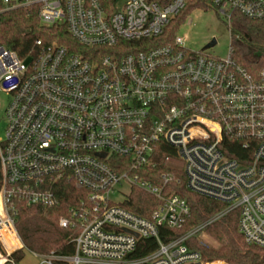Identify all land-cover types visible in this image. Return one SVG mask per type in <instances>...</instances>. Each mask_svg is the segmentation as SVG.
I'll list each match as a JSON object with an SVG mask.
<instances>
[{
    "label": "built area",
    "instance_id": "1",
    "mask_svg": "<svg viewBox=\"0 0 264 264\" xmlns=\"http://www.w3.org/2000/svg\"><path fill=\"white\" fill-rule=\"evenodd\" d=\"M187 2L0 0V11L37 4L42 24H65L81 48L37 40L43 49L27 63L0 46V89L10 96L0 138V264H17L12 253L24 248L18 205H59L51 183L62 177L87 191L58 220L73 230L75 252H32L41 263L227 264L189 242L236 210L245 241L264 248V68L247 69L232 47L225 58L194 51L179 31L155 43ZM210 2L229 22L264 19V0ZM178 172L223 208L185 229L191 209L172 187ZM135 189L157 200L150 216L125 206Z\"/></svg>",
    "mask_w": 264,
    "mask_h": 264
},
{
    "label": "trees",
    "instance_id": "2",
    "mask_svg": "<svg viewBox=\"0 0 264 264\" xmlns=\"http://www.w3.org/2000/svg\"><path fill=\"white\" fill-rule=\"evenodd\" d=\"M211 8L214 6L210 0H188L184 9L169 25L165 35L156 40L155 43L164 44L172 41L180 26L194 10H209ZM233 22L232 56L247 69L264 68V19L254 20L235 14ZM37 40H41L44 46L57 43L66 45L71 51L81 49L77 41L68 32L65 24L53 26L42 24L37 4L0 11V46L16 51L22 58L31 59L41 53L43 49L42 46L36 44ZM126 44L121 42L120 45L122 47ZM137 48L144 49L143 47ZM258 53L261 56H258ZM154 171L156 173L165 171L163 163H159ZM178 176L182 177V181H175L172 187L187 200L191 209V216L185 229L207 220L223 208L221 203L190 191L185 184L183 175L178 172ZM2 179L0 158V188ZM51 185L60 196L59 205L55 207L18 205L16 224L24 248L12 253L17 264L24 259L26 251L43 256L54 253L62 257H69L75 252L73 230L60 227L58 220L61 216H69L70 209L84 199L87 191L69 177L59 178ZM157 203L153 196L135 189L131 200L125 203V206L137 214L148 217ZM238 223L239 211L236 210L207 227V231L218 241V247L206 249L195 240L189 242V245L200 250L205 259L208 260H222L227 264H264V248L247 243L238 230ZM163 231L166 230L163 229ZM181 232L180 230H170L172 237ZM163 238L167 239L164 233ZM144 241H140L141 246ZM151 249L153 246L148 249L141 248L137 253L144 254ZM56 264L69 263L66 260H61Z\"/></svg>",
    "mask_w": 264,
    "mask_h": 264
},
{
    "label": "rangeland",
    "instance_id": "3",
    "mask_svg": "<svg viewBox=\"0 0 264 264\" xmlns=\"http://www.w3.org/2000/svg\"><path fill=\"white\" fill-rule=\"evenodd\" d=\"M189 18H192V23L186 22L182 24L179 30V34L187 35L186 44L188 47L194 51H201L215 37L217 43L212 47L205 48L206 53L218 58H225L229 55L233 41V21L229 22L227 17L220 14L215 8L209 10L196 9L190 14ZM26 62L28 63L29 59ZM9 101V94L0 89V138L2 139L6 135L5 110ZM127 188L128 186L126 185L117 187L122 192H128ZM111 197L116 201L123 198L119 192L112 194ZM195 242L206 249L219 246L218 241L207 230L201 233ZM0 245V248L7 253L1 241ZM41 262V257L31 251H26L24 259L19 264H46Z\"/></svg>",
    "mask_w": 264,
    "mask_h": 264
},
{
    "label": "water",
    "instance_id": "4",
    "mask_svg": "<svg viewBox=\"0 0 264 264\" xmlns=\"http://www.w3.org/2000/svg\"><path fill=\"white\" fill-rule=\"evenodd\" d=\"M216 43H217V39H216L215 37H213V38L211 39V41L205 46V48L212 47V46H214ZM205 48H204V49H205ZM257 55H258V56H261L260 53H258Z\"/></svg>",
    "mask_w": 264,
    "mask_h": 264
}]
</instances>
